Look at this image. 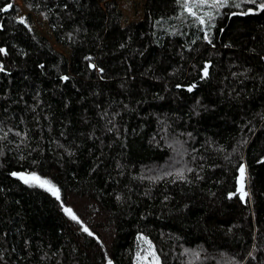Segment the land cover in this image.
Returning <instances> with one entry per match:
<instances>
[{
  "label": "trees",
  "instance_id": "1",
  "mask_svg": "<svg viewBox=\"0 0 264 264\" xmlns=\"http://www.w3.org/2000/svg\"><path fill=\"white\" fill-rule=\"evenodd\" d=\"M20 1L69 56L0 0V264H264V0Z\"/></svg>",
  "mask_w": 264,
  "mask_h": 264
},
{
  "label": "rangeland",
  "instance_id": "2",
  "mask_svg": "<svg viewBox=\"0 0 264 264\" xmlns=\"http://www.w3.org/2000/svg\"><path fill=\"white\" fill-rule=\"evenodd\" d=\"M15 2L20 7V12H21L20 19H22L25 22V25L28 28L35 31V33L38 34L39 36L46 38V40H48V42L50 43V45L53 47L54 50L63 54V56L68 57L69 56L68 50L61 47L55 42L50 31H48L49 28L47 27L46 22L36 15H30L28 18L29 20L24 19L26 15L28 14V11L23 6H21L22 4L20 0H15ZM115 3H117L118 10L120 11L121 16H122V20H121L122 27L131 22L140 21L143 18V9H144L145 0H116ZM240 187L241 185H240V178H239V180L237 181L236 189L241 198ZM244 187H245V181H244ZM243 200H245V197ZM141 248H142L140 251L141 254L138 256L141 264H159V260L155 252L153 251L152 247H150L143 240H142Z\"/></svg>",
  "mask_w": 264,
  "mask_h": 264
},
{
  "label": "snow or ice",
  "instance_id": "3",
  "mask_svg": "<svg viewBox=\"0 0 264 264\" xmlns=\"http://www.w3.org/2000/svg\"><path fill=\"white\" fill-rule=\"evenodd\" d=\"M227 3V0H213V3L211 5H209L210 7H216V6H225ZM12 5L9 4L6 8L2 9L3 11H7L9 8H11ZM262 8H264V4L261 5ZM204 21L201 20V23H203ZM21 23H23V20H21ZM0 51H3L2 49H0ZM205 75H207V71L205 70ZM191 90V89H189ZM240 171V194H241V199L243 200L245 196H247V192L244 191V176H245V168L243 166L240 167L239 169ZM15 175V174H14ZM22 179L25 180V182H28L29 180H33V181H37L40 183L41 186H48V190L51 191L54 195H56L57 199H59V190L55 188V186L50 185V183L46 180H40L39 177L37 176H31V177H21ZM65 212L73 219V220H77L76 215L72 212V210L70 208H65L64 209ZM77 222H79L77 220ZM85 232H87L89 235H92L91 232H89L88 228H84L83 229ZM109 264H111V261H109Z\"/></svg>",
  "mask_w": 264,
  "mask_h": 264
},
{
  "label": "water",
  "instance_id": "4",
  "mask_svg": "<svg viewBox=\"0 0 264 264\" xmlns=\"http://www.w3.org/2000/svg\"><path fill=\"white\" fill-rule=\"evenodd\" d=\"M21 20V19H20Z\"/></svg>",
  "mask_w": 264,
  "mask_h": 264
}]
</instances>
